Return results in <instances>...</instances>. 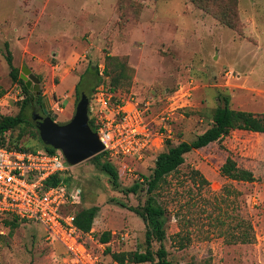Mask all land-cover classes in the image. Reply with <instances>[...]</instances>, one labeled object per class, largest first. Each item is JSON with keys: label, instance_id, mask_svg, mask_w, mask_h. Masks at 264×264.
<instances>
[{"label": "rangeland", "instance_id": "obj_1", "mask_svg": "<svg viewBox=\"0 0 264 264\" xmlns=\"http://www.w3.org/2000/svg\"><path fill=\"white\" fill-rule=\"evenodd\" d=\"M5 44L19 75L25 66L39 78L46 109L64 105L57 124L68 122L76 105L62 93L86 69L102 66L110 78L122 76L116 96L132 99L162 134L142 161L109 158L117 187L90 160L70 169L83 192L76 209L99 208L89 233L110 232L112 252L145 250V224L128 207L142 206L147 196L125 191L149 176L156 156L167 151L162 125L169 126L172 144L190 141L209 127L223 96L235 111L264 114V0H0V98L8 103L0 115L16 116L25 95L10 99L23 89L10 78ZM29 121L11 135L22 130L20 143L41 149ZM222 140L186 154L156 196L166 209L163 246L172 264H264V135ZM86 243L100 264H116L98 244ZM0 264L72 263L61 245L46 241L40 225L20 222L12 229L2 222Z\"/></svg>", "mask_w": 264, "mask_h": 264}, {"label": "built area", "instance_id": "obj_2", "mask_svg": "<svg viewBox=\"0 0 264 264\" xmlns=\"http://www.w3.org/2000/svg\"><path fill=\"white\" fill-rule=\"evenodd\" d=\"M97 72L102 82L91 98L92 111L88 118L94 120V132L103 145V154L117 160L142 161L157 138L162 142V134L159 129H151L132 99L113 98L102 66ZM18 89L10 99H22L23 93L20 87ZM5 98L7 96L0 98V107L7 106ZM50 113L55 118L53 112ZM161 127L166 132L165 138L169 139V126ZM8 141L7 138L5 144H0V219L10 217L40 225L46 241L61 245L72 264H100L101 259L87 246L85 239L98 244L102 252L110 242L100 244L74 224V212L67 208L80 205L83 192L81 187L63 180L71 179V166L62 153L20 149L9 145ZM55 175H60L61 181L57 185H46Z\"/></svg>", "mask_w": 264, "mask_h": 264}, {"label": "trees", "instance_id": "obj_3", "mask_svg": "<svg viewBox=\"0 0 264 264\" xmlns=\"http://www.w3.org/2000/svg\"><path fill=\"white\" fill-rule=\"evenodd\" d=\"M5 47V60L9 66L10 78L12 82L18 83L22 87L25 98L22 100L16 116L0 115V144H5L6 139L8 138L9 145H14L20 149L37 150L38 148H31L20 143L19 139L23 135L22 130L21 133L16 137L11 135V132L18 127L23 125H32L29 121L30 116L26 115V109L27 107H30V103L32 102L31 100L33 99L30 97L24 82L21 80L18 69L12 64V56L8 50V45L5 44ZM89 72L90 70L86 69L85 74ZM85 74L79 78L78 83L75 85L74 93L76 103L78 102L81 93H85L90 100V107L88 110L89 116L92 111L91 95L94 92L95 87L99 84L100 78L98 76L97 68L91 73L93 76L92 79L88 80ZM105 75L110 78V75L106 69ZM120 77L122 76H114L109 79L108 90L114 95V99L117 97L115 94L117 92L116 90H118L119 80L117 79ZM83 79L84 85L81 84ZM221 100L223 105L215 109L212 122L204 132L196 135L190 141H181L177 145L172 144L171 140L166 139L165 143L167 144L168 149L167 151L156 156L151 174L149 176H143L142 182H134L131 187L126 189V194H136L138 191H144L147 196L142 206L128 207V210L137 215L145 224V250L143 252H112L110 248H106L103 254L108 256L112 262L116 264H172L167 259L168 253L163 246V242L166 238V209L158 202L156 198L162 185L166 182V177L178 172L179 167L184 163V156L186 154L207 147L212 143H219L222 145L224 141L222 139L229 138V135H232L233 133H237L238 135H264V114L255 116L250 112L235 111L229 107L228 97L223 96L221 97ZM88 123L90 128L93 131H96L94 120L88 118ZM39 141L41 143L42 150H45L48 153L55 152V150L51 147L43 145L41 140ZM103 158L105 161H102ZM107 158L108 155L104 153L102 156L96 155L89 160L92 161L96 168H99L102 173L109 177L110 184H112L113 187H117L119 181L118 171L112 162L109 161L110 159ZM223 170L225 173H228L227 168H224ZM193 175L198 176L200 174L195 170L193 171ZM63 180L65 182L71 181L70 178H65ZM60 181V175H55L46 182V185H57ZM201 181L206 182L202 179ZM76 207L77 206L69 207L67 209L74 212V224L77 226V228L84 234H87L92 229V225L94 219L97 216L99 208L97 206H92L77 210ZM2 222L12 229L17 227V223H20L16 218L10 217H1L0 224ZM249 229H251V227H249ZM110 238V232H103L99 237L96 238L95 236L94 239L100 244H106L110 242ZM247 241V236H243L242 242L248 243ZM153 243L159 244V248L156 250V252L151 250ZM87 246L89 247L88 244ZM180 247H182V245H180Z\"/></svg>", "mask_w": 264, "mask_h": 264}, {"label": "water", "instance_id": "obj_4", "mask_svg": "<svg viewBox=\"0 0 264 264\" xmlns=\"http://www.w3.org/2000/svg\"><path fill=\"white\" fill-rule=\"evenodd\" d=\"M20 78L28 91L38 93L39 78L29 68H21ZM88 110L89 99L81 93L73 116L64 124L55 123V118L47 116L46 112V117L36 112L30 114L42 144L60 151L71 167L96 155H103V145L89 126Z\"/></svg>", "mask_w": 264, "mask_h": 264}, {"label": "crops", "instance_id": "obj_5", "mask_svg": "<svg viewBox=\"0 0 264 264\" xmlns=\"http://www.w3.org/2000/svg\"><path fill=\"white\" fill-rule=\"evenodd\" d=\"M73 77H75V76L73 75ZM77 83L75 81H72V83H71L68 91H65L64 93H62V100H69L68 102H69V104H71V106H74V104H75V98H74L73 95H75L74 88H75V85ZM64 110H65L64 109V105H62V106H55V109L54 110H53V108L51 109V111L53 112V114H54V116L56 118V123H57V117H58V115L59 114H65V111ZM71 117H72V114L67 115V119L70 120Z\"/></svg>", "mask_w": 264, "mask_h": 264}, {"label": "flooded vegetation", "instance_id": "obj_6", "mask_svg": "<svg viewBox=\"0 0 264 264\" xmlns=\"http://www.w3.org/2000/svg\"><path fill=\"white\" fill-rule=\"evenodd\" d=\"M32 94H34L33 96H34V98H35V100H33L31 103H30V109H31V112H39V114L41 115V116H45L46 117V115L44 114V112H46L47 113V116H50V109L49 110H47L46 108V104H45V102L43 101V99L41 100V99H39L40 98V96L38 95V93H33L32 92ZM33 103V104H32Z\"/></svg>", "mask_w": 264, "mask_h": 264}]
</instances>
